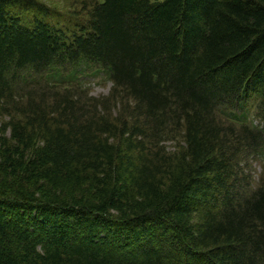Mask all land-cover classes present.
<instances>
[{
  "label": "trees",
  "instance_id": "16d2710c",
  "mask_svg": "<svg viewBox=\"0 0 264 264\" xmlns=\"http://www.w3.org/2000/svg\"><path fill=\"white\" fill-rule=\"evenodd\" d=\"M90 1L66 31L0 0V264H264V129L220 116L264 122V0ZM90 64L105 98L42 82Z\"/></svg>",
  "mask_w": 264,
  "mask_h": 264
},
{
  "label": "rangeland",
  "instance_id": "374dc122",
  "mask_svg": "<svg viewBox=\"0 0 264 264\" xmlns=\"http://www.w3.org/2000/svg\"><path fill=\"white\" fill-rule=\"evenodd\" d=\"M152 2H163L164 0H151ZM91 9L90 0H19V4L13 9V14L18 15L24 21L29 22L35 18L49 21L66 31L73 30L76 27L83 25L87 20V13ZM54 73L56 71H53ZM51 73L42 78L43 84H62L61 82H68V79L74 77L72 81L74 84H83V87L88 89L89 97L94 99H102L107 97L113 87L107 74L103 73L98 66L90 64L89 66H82L76 72L63 73V79H58ZM65 76H67L65 78ZM33 83H39L36 77L28 78ZM256 99H250L244 110L241 113L223 111L220 116L224 119L227 126H234L231 119L242 118L241 121L247 122L250 127L264 129V122L258 117V109ZM236 130L240 127L235 126ZM248 162L244 164V176H249L251 185L258 188L264 182V154L255 156L252 154L248 158Z\"/></svg>",
  "mask_w": 264,
  "mask_h": 264
}]
</instances>
